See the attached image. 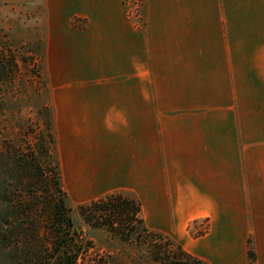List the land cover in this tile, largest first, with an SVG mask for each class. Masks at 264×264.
Returning a JSON list of instances; mask_svg holds the SVG:
<instances>
[{"label":"crops","instance_id":"1","mask_svg":"<svg viewBox=\"0 0 264 264\" xmlns=\"http://www.w3.org/2000/svg\"><path fill=\"white\" fill-rule=\"evenodd\" d=\"M129 1L44 0L69 202L121 193L207 264H264V0Z\"/></svg>","mask_w":264,"mask_h":264},{"label":"trees","instance_id":"2","mask_svg":"<svg viewBox=\"0 0 264 264\" xmlns=\"http://www.w3.org/2000/svg\"><path fill=\"white\" fill-rule=\"evenodd\" d=\"M15 65L11 53L0 46V107L3 85L14 75ZM38 112L40 117L17 121L19 130H30L31 139L36 136L25 149L0 141V264H88V250L79 241L81 232L62 187L46 101ZM76 210L89 228H103L125 242H137L140 234L168 237L146 229L140 203L121 193L78 204ZM175 249L174 258L168 250L150 255L163 264H207L176 243ZM248 254L254 258L251 249ZM89 264L112 263L106 259Z\"/></svg>","mask_w":264,"mask_h":264},{"label":"rangeland","instance_id":"3","mask_svg":"<svg viewBox=\"0 0 264 264\" xmlns=\"http://www.w3.org/2000/svg\"><path fill=\"white\" fill-rule=\"evenodd\" d=\"M45 15L44 0H0V46L11 53L16 64L13 66L14 75L3 85L1 93L0 141H10L13 146L23 149L30 144L33 139L30 136L34 133L19 130L17 121L19 118L40 117L38 110L44 105L48 93ZM70 205L76 229L81 232L79 241L88 250L85 258L88 264L106 259L112 264H163L154 261L150 251L168 250L171 258L177 256L176 242L168 237L140 234L137 242H125L103 228H89L77 213L78 204ZM190 226L192 237L207 231V227L197 221Z\"/></svg>","mask_w":264,"mask_h":264},{"label":"built area","instance_id":"4","mask_svg":"<svg viewBox=\"0 0 264 264\" xmlns=\"http://www.w3.org/2000/svg\"><path fill=\"white\" fill-rule=\"evenodd\" d=\"M140 0H130L128 2V16L132 19H138L140 13Z\"/></svg>","mask_w":264,"mask_h":264}]
</instances>
